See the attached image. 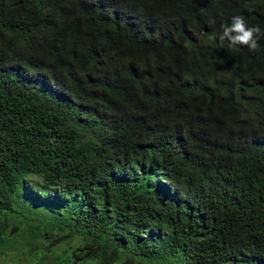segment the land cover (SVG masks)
I'll list each match as a JSON object with an SVG mask.
<instances>
[{
	"label": "trees",
	"instance_id": "obj_1",
	"mask_svg": "<svg viewBox=\"0 0 264 264\" xmlns=\"http://www.w3.org/2000/svg\"><path fill=\"white\" fill-rule=\"evenodd\" d=\"M234 16L264 0H0L1 257L264 264V37L221 41Z\"/></svg>",
	"mask_w": 264,
	"mask_h": 264
},
{
	"label": "clouds",
	"instance_id": "obj_2",
	"mask_svg": "<svg viewBox=\"0 0 264 264\" xmlns=\"http://www.w3.org/2000/svg\"><path fill=\"white\" fill-rule=\"evenodd\" d=\"M264 37V30L259 26H248L243 16L232 17L230 24H224L221 26V32L219 34V39L221 41L227 40L231 45H242L248 47L250 51H256L258 48V38ZM25 72H18L20 78L24 77ZM30 75H37L41 77L45 83L49 92H57L61 95L69 96L68 89L55 81L52 76L44 75L42 72H26ZM45 88V87H43ZM46 89V88H45ZM47 90V89H46Z\"/></svg>",
	"mask_w": 264,
	"mask_h": 264
},
{
	"label": "rangeland",
	"instance_id": "obj_3",
	"mask_svg": "<svg viewBox=\"0 0 264 264\" xmlns=\"http://www.w3.org/2000/svg\"><path fill=\"white\" fill-rule=\"evenodd\" d=\"M25 207V206H24ZM28 257L24 254L18 253V249L8 253L5 257L0 256V264H27Z\"/></svg>",
	"mask_w": 264,
	"mask_h": 264
}]
</instances>
